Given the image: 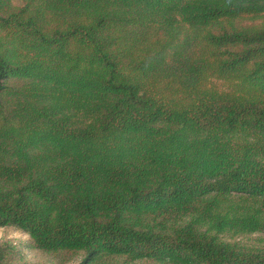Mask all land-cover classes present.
<instances>
[{
    "label": "trees",
    "instance_id": "16d2710c",
    "mask_svg": "<svg viewBox=\"0 0 264 264\" xmlns=\"http://www.w3.org/2000/svg\"><path fill=\"white\" fill-rule=\"evenodd\" d=\"M0 226L49 264H264V0H0Z\"/></svg>",
    "mask_w": 264,
    "mask_h": 264
},
{
    "label": "rangeland",
    "instance_id": "374dc122",
    "mask_svg": "<svg viewBox=\"0 0 264 264\" xmlns=\"http://www.w3.org/2000/svg\"><path fill=\"white\" fill-rule=\"evenodd\" d=\"M218 88H226L227 86L220 80H213ZM256 234H252L249 237H255ZM0 238H6L13 241L21 249L22 255L25 260L32 264H49L48 257L40 254L39 252L31 249L28 246V234L19 230L13 226H0ZM81 255H76L63 264H79ZM133 264H144L143 262H134Z\"/></svg>",
    "mask_w": 264,
    "mask_h": 264
}]
</instances>
